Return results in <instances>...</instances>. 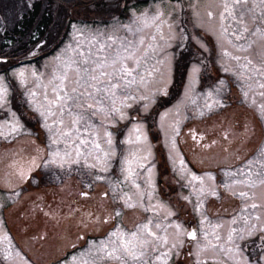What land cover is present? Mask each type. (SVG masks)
I'll return each mask as SVG.
<instances>
[{"label": "rangeland", "instance_id": "374dc122", "mask_svg": "<svg viewBox=\"0 0 264 264\" xmlns=\"http://www.w3.org/2000/svg\"><path fill=\"white\" fill-rule=\"evenodd\" d=\"M33 2L39 16L47 11L55 23L25 58L51 45L48 53L0 69V85L7 89L0 102V264H120L100 252L101 242L110 249L111 233H131L148 221L153 232L168 238L146 257L155 264H264V76L256 71H264V37L249 33L235 41L222 35L221 0H125L122 12L120 0L73 10L64 0H0V47L3 40L11 42L14 22ZM253 6L259 16L264 6L250 0L247 7ZM93 9L99 14L88 21ZM145 14L147 27L133 23ZM153 16L159 19L152 22ZM137 26L142 31L136 32ZM249 26L264 28L251 21ZM95 35L119 38L117 44L143 38L144 46L155 49L144 67L157 69L145 74L146 84L129 89L124 118L119 113L92 118L105 148L104 132L112 133L115 155L107 171L91 167L92 157L82 155L72 163L77 159L72 141L57 136L56 117L45 119V94L53 98L57 66L75 55L73 49L86 51L85 38ZM229 39L245 51H237ZM225 51L252 63L242 69L247 60L237 62ZM178 60L185 70L173 88ZM13 94L30 121L12 104ZM105 104L110 110L111 101ZM116 106L121 107L119 99ZM137 126L147 140L126 143L135 140ZM54 138L60 142L53 144ZM138 149L148 156L139 161L145 167L133 161L136 174L126 179L125 158ZM65 150L70 157L53 162L51 153ZM249 171L251 186L240 183ZM192 228L198 235L189 239ZM161 253L168 255L156 260Z\"/></svg>", "mask_w": 264, "mask_h": 264}, {"label": "snow or ice", "instance_id": "6c2138e0", "mask_svg": "<svg viewBox=\"0 0 264 264\" xmlns=\"http://www.w3.org/2000/svg\"><path fill=\"white\" fill-rule=\"evenodd\" d=\"M249 2L250 0H221L223 9L220 12L221 34L226 38L234 37L235 41H241L249 33L251 35L259 34L264 37V28L257 27L255 31H251L249 26V21L252 24L264 25V7L261 8V14L256 16L255 6L247 7ZM260 5L264 6V0H260ZM208 15L211 17L213 13L209 12ZM148 19L145 14L143 19L137 17L133 23H143L144 27H147ZM158 19L159 16L151 17L152 22ZM169 27L171 26L169 25ZM132 30V27L129 26V31L131 32ZM135 31L140 32L142 28L137 26ZM85 39L87 41V50L73 49L75 55L69 57L66 61H62L53 73V80L57 81V83L52 88V99H49L47 94H45V100L48 104V112L45 119L47 117H56L53 124L60 126L57 128V136L72 141L70 147L74 148L77 157V159L71 161L72 163H79V158L82 155L85 156V160L88 157H92L95 163L91 167H99L100 171H107L108 160L115 155L112 149V133L104 132V137L106 138L104 143L107 144V148H105L102 146L100 138H98L97 125L92 123V118L98 114H104L107 117L115 113H119L120 117L124 118V101L130 98L129 89L146 84L145 74L151 76L157 70L153 67L151 71H148L144 67L150 59L149 50L151 49L154 52L155 49L151 44L144 46L145 41L143 38L138 41L123 39L120 40L119 44H117L119 38L113 36H108L105 39L100 35H95ZM161 39H163V36H161ZM228 42L232 43L237 51H245L243 44L233 43L231 39ZM224 55L230 56L237 62L242 59L247 60L246 57L232 55L228 51H225ZM251 63V60H247V63L241 64L240 67L247 69ZM142 68L144 71H141ZM197 71H199L198 68L193 69L194 73ZM256 71L264 76V71L260 69ZM23 75V72H21L20 76L23 77ZM49 83L51 84L53 81L50 80ZM260 87L264 88V83H261ZM6 95L7 89L0 85V102L5 100ZM32 95L35 96L36 93L33 92ZM118 99L121 101V107L116 106ZM107 100L111 101L110 110L105 104ZM126 106L130 107V105ZM262 111H264V108H262ZM65 118H67V122ZM13 130L15 129L13 128ZM134 131L138 133L135 136V140H128L126 143L139 144L147 140V137L143 135L142 126H137ZM82 136L84 138H81ZM59 142L58 138L52 140L53 144ZM82 148L86 150V154L81 150ZM51 155L54 158L53 162H55V158L58 157L63 160L66 157H70L71 153L65 150L63 155L59 151L53 152ZM147 159L148 156L139 155V149L137 152L131 153L129 157H126V167L124 169L127 173L126 179H131L136 174L133 161L138 162L137 166L139 168H144V163H139V161ZM181 164H183V161H181ZM251 164L252 161H249V165ZM148 171L150 173L151 168H148ZM247 175L248 179L240 181V183L251 186L254 184L251 171ZM256 175L259 176L260 173H256ZM97 179H102V177L98 176ZM197 179L200 178L192 177L194 181ZM260 182L264 184V180ZM200 191H204L203 187ZM212 194L215 193L213 192ZM239 195L246 197L247 193L242 191ZM150 197L151 194L149 193ZM128 200H131V197H128ZM126 204L128 207L134 206L127 201ZM252 207L255 208L256 205L253 204ZM151 223V221H148L146 224L138 225L136 231L131 233L124 231L111 233L109 240L111 248L104 246L102 241L100 252L104 253L109 259L119 261L120 264H155L154 261L147 260L146 257L150 252H155L159 247L166 245L168 238L153 232L149 227ZM174 227L179 234L181 225L176 224ZM156 228L159 229L160 225L157 224ZM188 235L190 238L196 237L195 232L188 233ZM111 237H115V239H111ZM216 238L219 239L218 236ZM231 239L232 234L229 233V240ZM175 246L173 244V247ZM167 255V253H161L156 257V260H160L162 256Z\"/></svg>", "mask_w": 264, "mask_h": 264}, {"label": "trees", "instance_id": "16d2710c", "mask_svg": "<svg viewBox=\"0 0 264 264\" xmlns=\"http://www.w3.org/2000/svg\"><path fill=\"white\" fill-rule=\"evenodd\" d=\"M121 6L118 5L119 11L122 12L125 8V0H120ZM142 1V0H138ZM145 1V0H144ZM65 5L70 10H73L78 5L87 6L89 4H95V5H101L105 4L106 0H87V2H81V0H64ZM98 10V11H96ZM73 12H69L70 15ZM118 13V12H117ZM79 14V13H78ZM93 15L90 16L88 21L99 14V9H93ZM55 20L53 17H51V14H48L47 11H43V13L39 16V6L38 2H33V5L26 9L22 16L19 17L16 22H14L12 28L10 37H12L11 42H8V40H3L1 42L0 47V57H6V59L0 60V69H8L10 65L14 61H18V59L25 57L29 54V51L33 45L34 42H36L38 39L43 38L45 39L48 36L47 30H49V26L51 24H54ZM8 32V31H6ZM64 37V32L61 34V38ZM62 40V39H61ZM58 40L59 42L61 41ZM58 41L55 45V47L58 45ZM51 49V45L42 48L41 51L44 55V53H48ZM182 58V57H181ZM181 60H178V62L175 65V78H174V85L173 88H177L179 81L178 76L180 75L179 79H182V74L184 73L185 66H180ZM3 70V71H5ZM18 101V96L16 94L12 95V104L16 109H18L21 118L28 122L29 119L25 115L24 111H22L21 106L22 103ZM153 133V132H152Z\"/></svg>", "mask_w": 264, "mask_h": 264}, {"label": "flooded vegetation", "instance_id": "af4514ba", "mask_svg": "<svg viewBox=\"0 0 264 264\" xmlns=\"http://www.w3.org/2000/svg\"><path fill=\"white\" fill-rule=\"evenodd\" d=\"M192 227H195L194 225H192ZM196 231H197V235H198V229L197 228H194Z\"/></svg>", "mask_w": 264, "mask_h": 264}, {"label": "water", "instance_id": "95a60500", "mask_svg": "<svg viewBox=\"0 0 264 264\" xmlns=\"http://www.w3.org/2000/svg\"><path fill=\"white\" fill-rule=\"evenodd\" d=\"M192 232H195L194 230H192V231H189V233H192ZM189 236V235H188Z\"/></svg>", "mask_w": 264, "mask_h": 264}]
</instances>
